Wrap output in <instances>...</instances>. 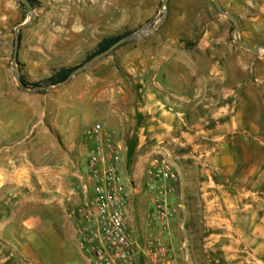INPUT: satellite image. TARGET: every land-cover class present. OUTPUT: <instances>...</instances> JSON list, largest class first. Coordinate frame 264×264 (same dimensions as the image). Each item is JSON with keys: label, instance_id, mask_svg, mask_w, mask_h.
Masks as SVG:
<instances>
[{"label": "rangeland", "instance_id": "obj_1", "mask_svg": "<svg viewBox=\"0 0 264 264\" xmlns=\"http://www.w3.org/2000/svg\"><path fill=\"white\" fill-rule=\"evenodd\" d=\"M218 2L237 20L243 43L264 47V0ZM160 3L34 0L33 20L19 29L17 72L27 88L53 86L49 80L57 69L84 63L102 38L155 24L161 19ZM20 4L0 0V157L7 158L5 163L0 160V264H35L25 257L35 252L34 245L21 250L15 239L26 220L36 223L37 218L54 230H64L65 236L74 235V244L65 241L64 256L78 252L92 264L78 247V229L79 210L88 209L91 187L85 175L83 133L95 124L115 138L123 174L136 187L127 208L134 238L142 242L157 232L146 221L150 199L143 191V174L152 158H166L178 167L183 182L187 178L180 188L177 173L174 215L161 232L173 244L178 260L264 264V238L255 236L251 224L264 225V194H255L252 202L240 195L230 206L228 194L201 189V183L206 185L205 170L185 143V134H193L197 126L217 131L222 117L211 119V111L225 102L236 105L237 95L225 94L226 88L239 84L241 105L261 126L254 135L257 141L247 138L249 146L239 149V157L260 158L264 51L252 53L238 46L233 25L216 12L211 0H168L165 19L151 34L119 46L63 86L26 93L16 85L10 66L14 29L28 20ZM254 22L261 27H252ZM205 42L212 47L202 51L197 45ZM238 58L242 68L235 65ZM237 141L242 142L241 137ZM259 165L250 168L239 162L231 185L264 191V167ZM249 169L252 174L245 179ZM225 178L221 173L213 176L229 185ZM247 200L250 206L243 209ZM257 202L262 204L252 206ZM55 246L50 242L43 247L44 264L55 260Z\"/></svg>", "mask_w": 264, "mask_h": 264}, {"label": "built area", "instance_id": "obj_2", "mask_svg": "<svg viewBox=\"0 0 264 264\" xmlns=\"http://www.w3.org/2000/svg\"><path fill=\"white\" fill-rule=\"evenodd\" d=\"M87 146L85 175L90 187L88 209H80L78 247L92 264H183L166 230L174 215L173 198L178 174L166 158H152L144 171L143 191L150 196L146 221L157 232L139 242L127 217V208L136 187L123 174L119 145L111 132L99 124L84 133Z\"/></svg>", "mask_w": 264, "mask_h": 264}, {"label": "crops", "instance_id": "obj_3", "mask_svg": "<svg viewBox=\"0 0 264 264\" xmlns=\"http://www.w3.org/2000/svg\"><path fill=\"white\" fill-rule=\"evenodd\" d=\"M250 25L252 27H254L255 25H259V27H261V24L258 22L250 23ZM197 47H201L202 51H204L210 49L212 46L210 43L205 42L202 43L201 46L200 44H198ZM229 60L230 59L227 60L228 66L230 65ZM239 60L240 58H238L236 61L234 60L235 65L236 67L242 68ZM215 65H217V63L213 66ZM236 86H239V84H236L234 87L230 86L226 88L227 92L225 96H232L236 94L238 97L237 104L231 105L228 102H225L223 103V105L211 111V119H218L219 117H222L221 122H217V131H213V129L203 131L202 128L197 126L193 134H185L186 145H188L189 148L197 153L193 158L197 160V163L201 165V167L205 170H203L204 173H206V185L201 183V189L212 187L214 189V192L218 191V193L228 194L229 200H227L229 201L230 206H235L236 204V202H232V198L233 200L238 201L240 200V195H244L247 198L249 197L250 202H252L253 196L255 194H264V191L256 192L249 185H244L242 187L231 185V175L239 162L249 164L250 168H255L254 166H251V164H258L259 162V166L264 167V143L261 140L258 141L259 148L262 151L260 158H257L256 156L244 157L243 155L239 157V149H244L249 146L250 139L247 138H252L254 141H257V138L254 135L261 129V126L251 116V113L241 105L240 101L242 100V98L238 93L239 87ZM238 137H241L242 142L237 141ZM200 138L202 140H200ZM204 138L206 139V141L203 140ZM6 159V155L4 158L2 156L0 157V160H3L4 163ZM175 169L179 174V187L184 188L185 184H187V178H185V181L183 182L182 173L178 171V167H175ZM249 170L250 171H247V173L245 174V179L252 174V169ZM220 173L224 176V178L226 177L225 182L229 181V185H223L222 183H218L216 180H213V176ZM145 194L148 196V199H150V196L146 192ZM132 199L135 198L132 197ZM248 202L249 200H247L245 203L243 202L241 207H243V209L249 207L250 204ZM257 203L251 204L252 206H258L262 204ZM232 210L234 211L235 208H233ZM36 220V223H34L32 220H26L23 223L25 228H23V231H21V233H19L18 237L15 239L19 244L21 250L25 249L29 244L34 245L35 252L31 253L30 255L25 253V257L34 259L35 264H44L42 251L43 247L50 242H54L56 245V257L52 264H61L63 262H67L68 264H87L83 256L81 254H78V252L71 256L69 254H65L64 256L63 249L66 245L65 241L69 240L74 244V235L69 233V235L65 236L64 230H54L49 224L43 223L38 218ZM251 224H254L255 226V231L257 232L255 236L264 238V225L261 224V222L257 221H253L251 222Z\"/></svg>", "mask_w": 264, "mask_h": 264}, {"label": "water", "instance_id": "obj_4", "mask_svg": "<svg viewBox=\"0 0 264 264\" xmlns=\"http://www.w3.org/2000/svg\"><path fill=\"white\" fill-rule=\"evenodd\" d=\"M17 2H20L27 11V16H28V20L26 22H24L21 25H18L15 29H14V45H13V54H12V60H11V74L16 82V85L18 86V88L22 91V92H26V93H31L37 90H49L52 87H60L65 85L66 83L69 82V80L74 77L75 75L83 72L85 69H87L88 67H90L93 63H95L96 61L108 56L112 51H114L115 49H117L119 46L125 44V43H129V42H133V41H137L142 39L143 37L151 34L152 32H154L156 29H158V27L161 25V23L164 21L165 16H166V4L168 2V0H161L160 3V9H159V14L161 15V19L158 20L155 24H153L152 26H148L147 24H145L143 27H141L139 30L132 32L130 34H127L123 37H121L120 39H118L116 42H114L113 44H111L107 49L95 54L94 56H92L90 59H88L87 61H85L84 63H82L81 65L77 66L75 69H73L68 76L61 82L54 84L53 86H35L32 88H27L22 80L21 77L19 76L18 72H17V66H16V55H17V48H18V38H19V29L24 27L25 25H27L29 22H31L34 18V13H33V7L31 5V3L28 0H16ZM211 3L214 7V9L216 10V12L225 17L232 25H233V41L240 46L241 48H243L244 50L250 51L252 53H259L260 51H264V47L260 46V45H255V46H250L247 45L245 43H243L239 38H238V30H239V25L237 20L234 18V16L230 15L229 13H227L220 5V3L218 2V0H211Z\"/></svg>", "mask_w": 264, "mask_h": 264}, {"label": "trees", "instance_id": "obj_5", "mask_svg": "<svg viewBox=\"0 0 264 264\" xmlns=\"http://www.w3.org/2000/svg\"><path fill=\"white\" fill-rule=\"evenodd\" d=\"M28 1H29V2L31 3V5L33 6L34 0H28ZM20 5L23 7L22 4H20ZM121 37H123V35H121V36H111V37H104V38H102V39L97 43V45H96V51H95L92 55L88 56V57L86 58V61H87L88 59H90L92 56H94L95 54H97V53H99V52H101V51L107 49L111 44H113L114 42H116V41H117L118 39H120ZM75 68H76V67H70V68L61 67V68L57 69V70L53 73V75L50 77V80H49L50 84L54 85V84H56V83H59V82L63 81V80L68 76V74H69L73 69H75ZM21 80H22L23 84H24L25 86H27V84L24 82V80H23L22 78H21ZM35 86H38V85H37V84H33V87H35Z\"/></svg>", "mask_w": 264, "mask_h": 264}]
</instances>
